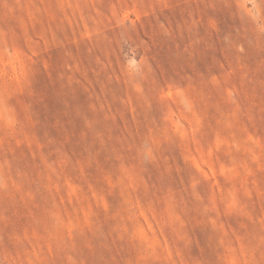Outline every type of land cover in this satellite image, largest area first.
<instances>
[{
  "label": "rangeland",
  "instance_id": "1",
  "mask_svg": "<svg viewBox=\"0 0 264 264\" xmlns=\"http://www.w3.org/2000/svg\"><path fill=\"white\" fill-rule=\"evenodd\" d=\"M0 264H264V0H0Z\"/></svg>",
  "mask_w": 264,
  "mask_h": 264
}]
</instances>
